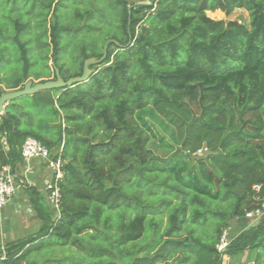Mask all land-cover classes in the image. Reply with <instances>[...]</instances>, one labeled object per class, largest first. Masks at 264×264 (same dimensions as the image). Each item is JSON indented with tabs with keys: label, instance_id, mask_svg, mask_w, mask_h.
<instances>
[{
	"label": "trees",
	"instance_id": "1",
	"mask_svg": "<svg viewBox=\"0 0 264 264\" xmlns=\"http://www.w3.org/2000/svg\"><path fill=\"white\" fill-rule=\"evenodd\" d=\"M67 1L31 0L26 22L16 19L13 33L0 30L1 42L17 48L21 68L0 76L6 92L21 90L31 78L49 81L32 70L37 64L47 73L50 60L58 69L66 65L59 56L78 40L74 22L84 28V39L73 58L75 72L64 81L80 76L85 60L99 59L105 41L118 45L109 44L87 82L33 95L38 105L55 109L59 122L34 126L32 117L26 121L12 111V101L5 106L0 166L9 165L13 174L24 170L20 148L27 137L56 151L53 156L61 151L65 164L58 215L44 217L34 236L7 241L0 264H36L31 253L67 246L76 258L42 263L228 264L248 252L255 256L247 264H264V217L232 237L223 253L227 262L216 249L231 221L246 220L245 213L264 202V0H103L101 6L74 0L68 12ZM238 9L247 12L248 24L206 15L228 17ZM98 34L99 43L92 39ZM31 48L46 51L43 61L29 59ZM148 109L175 132L178 148L165 160L147 147L150 128L142 116ZM179 153L206 163L210 185L159 165H170ZM210 220L212 232L200 235Z\"/></svg>",
	"mask_w": 264,
	"mask_h": 264
},
{
	"label": "rangeland",
	"instance_id": "2",
	"mask_svg": "<svg viewBox=\"0 0 264 264\" xmlns=\"http://www.w3.org/2000/svg\"><path fill=\"white\" fill-rule=\"evenodd\" d=\"M7 0H0V30L5 31L6 27L14 32L13 23L16 19H20L22 22H26L27 18L31 15H27V12L31 11V0H18L17 5L12 6L11 4L6 2ZM140 2V1H147V0H131V2ZM78 3H75L74 0H68L66 2L67 12L69 10L75 9ZM99 6L104 4L103 0H99ZM80 8H83L84 5L80 4ZM86 7H84L85 9ZM98 12V10L96 9ZM206 15L213 19V20H224V21H238L242 24H248V14L245 10L238 9L232 12V14L226 17L220 11H214L206 13ZM68 19V17H67ZM93 23L98 26L99 21L95 20ZM74 26L76 31L74 36L77 41L70 40V43L62 50L60 54V60L64 62V65L59 71V75L65 76L68 74H72L75 72V64L73 58L76 57L79 51L80 40L84 39V28L80 25L79 22H74ZM78 28V29H77ZM107 30V27L105 28ZM100 34L92 36L93 40H96L98 43L101 41ZM80 38V39H79ZM91 39V38H90ZM106 42V41H105ZM104 42V43H105ZM62 44V42H61ZM104 45V44H103ZM32 47L33 44H32ZM31 51L28 54L30 60L33 58H39L43 61L44 57L46 56V51H41L36 53V48H31ZM34 53V54H33ZM0 54L4 56L5 60L0 63V70L4 71L0 72V76H6L7 73L9 76L16 74L20 71V62H19V54L16 47L11 45L8 42H1L0 40ZM37 54L39 56L37 57ZM52 61L50 60L48 65L50 67L48 73L45 69L43 64H37L36 66L32 67V70L37 71L39 76H42L40 80L44 79V77H48L47 80L53 78L52 74ZM63 79V78H62ZM33 83L38 82L33 78L30 79ZM14 103V108L12 111H21L23 116H25L26 121H28V117H32L35 124H43V125H52L56 122H59V115L55 112V109L50 106H42L38 105L36 101L33 99V95L31 96H22L12 101ZM20 113V114H21ZM144 121L147 123L148 127L150 128L149 131V141L147 144L148 149L156 156L163 160L171 157L175 150L178 148V144L175 140V132L173 128L166 125L159 117L155 116L151 113V110L148 109L146 113L142 116ZM36 128V127H34ZM5 142L4 140L1 143ZM56 152V151H55ZM53 152L52 154H55ZM205 154L203 157H205ZM201 161V163H200ZM204 161V160H203ZM161 167H170L175 166L176 168V175L183 177L182 179L186 180L187 176H195L200 180L201 184H209L211 181L208 177V168L205 162L202 160L193 159L187 156L184 153H179L175 159L171 161V164L165 165L159 163ZM17 166V165H16ZM34 170L37 173L33 180L27 182V176H23L20 169H15V173L19 175L21 181L17 183L19 185V189L17 190L16 194L9 199L7 205L0 210V247H2L7 241L15 240V239H22L23 237H30L37 234L42 227L45 226L44 217L48 219L54 218L58 215V210L54 208V205H51L49 201L46 199V193L43 189L44 181L50 179V172L46 169L44 162H34L33 163ZM209 182V183H208ZM210 185V184H209ZM211 187V191H215V186ZM28 188L34 189L36 194V198L38 199L37 203H33L31 200V195L26 191H29ZM33 195V196H34ZM166 218H163V224L165 223ZM252 223L249 220H233L229 223V233L232 237L235 234H238L241 230L251 226ZM214 223L210 220L206 225L202 226V228L198 229V233L202 236L209 235L213 230ZM78 252L74 247H49L44 248L39 252H33L29 255V259L36 261V264H43V261L46 260H53L59 259L65 256H70L76 258ZM36 256V257H35ZM255 256V253H248L245 252L243 254H239L236 257L232 258V261L228 264H247L249 260H251ZM224 262H227L225 260ZM163 264V263H160ZM223 264V263H222Z\"/></svg>",
	"mask_w": 264,
	"mask_h": 264
},
{
	"label": "built area",
	"instance_id": "3",
	"mask_svg": "<svg viewBox=\"0 0 264 264\" xmlns=\"http://www.w3.org/2000/svg\"><path fill=\"white\" fill-rule=\"evenodd\" d=\"M5 142L1 143L2 149L7 152L8 145ZM1 140V141H2ZM206 149L198 150L193 155H202ZM60 152L57 157L53 156L52 153L39 141L27 137L24 139L20 154L23 161L26 163L24 168V175L27 176L32 170L30 165L31 161L39 159L44 162L46 169L50 172V179L44 181L43 189L46 193V199L57 208V203L60 198L59 193V182L63 179L64 175V161L60 157ZM16 178L9 165L0 166V210L5 207L9 199L16 194L19 189V185L16 184ZM21 181V180H19ZM28 182V181H27ZM29 183V182H28ZM259 186H254L253 190L257 193ZM264 217V202L251 211L245 213V219L251 221L252 225L258 224ZM232 236L229 233V228L222 232L220 239L216 245V249L219 253L223 254L226 247L228 246ZM224 258V254L222 255Z\"/></svg>",
	"mask_w": 264,
	"mask_h": 264
},
{
	"label": "water",
	"instance_id": "4",
	"mask_svg": "<svg viewBox=\"0 0 264 264\" xmlns=\"http://www.w3.org/2000/svg\"><path fill=\"white\" fill-rule=\"evenodd\" d=\"M129 15V13H128ZM129 20V18H128ZM109 44L118 45L114 40L109 39L103 45L102 56L99 59L89 58L84 61L82 66V73L78 77H72L64 81L59 75V71L54 67L55 80H49L45 82L27 81L21 90L6 92L4 87L0 85V116L4 114V109L7 103L20 98L22 96H31L41 91H50L54 89L69 88L74 85H79L88 81L89 77L94 73L90 67L97 66L103 63L107 55V48ZM226 257L223 258L225 260Z\"/></svg>",
	"mask_w": 264,
	"mask_h": 264
},
{
	"label": "crops",
	"instance_id": "5",
	"mask_svg": "<svg viewBox=\"0 0 264 264\" xmlns=\"http://www.w3.org/2000/svg\"><path fill=\"white\" fill-rule=\"evenodd\" d=\"M208 13H209V12H208ZM34 162H41V160H39V159H35V160L31 161V163H30V165L32 166V170L30 171V175H31V176H29V174L27 175V178H28L27 181L30 180V177L33 178V177H35L36 174H37V173L35 172V170H34V166H33V163H34ZM42 162H43V161H42ZM25 165H26V163L23 162V169H24V166H25ZM19 167H20V166H19ZM18 170H19V169H18ZM20 171H21V173L23 174V175H22V178H23V176H24V170H22V169L20 168ZM33 171H34V172H33ZM14 176H15V178L17 179V180H16V184L19 183V182H20L19 180H21L20 177H19V175H17V173H15ZM17 177H19V179H18ZM7 203H8V202H7ZM6 205H7V204H6ZM6 205H5V206H6ZM2 209H3V208H2ZM235 235H236V234H235ZM225 260H226V259H225ZM225 260H224V261H225Z\"/></svg>",
	"mask_w": 264,
	"mask_h": 264
}]
</instances>
